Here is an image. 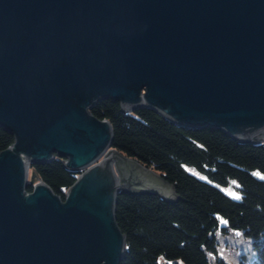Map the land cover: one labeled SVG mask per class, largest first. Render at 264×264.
I'll list each match as a JSON object with an SVG mask.
<instances>
[{
    "label": "water",
    "instance_id": "95a60500",
    "mask_svg": "<svg viewBox=\"0 0 264 264\" xmlns=\"http://www.w3.org/2000/svg\"><path fill=\"white\" fill-rule=\"evenodd\" d=\"M103 99L264 142V0H0V264H121L118 196L175 200L113 148ZM55 158L64 198L31 175Z\"/></svg>",
    "mask_w": 264,
    "mask_h": 264
},
{
    "label": "trees",
    "instance_id": "16d2710c",
    "mask_svg": "<svg viewBox=\"0 0 264 264\" xmlns=\"http://www.w3.org/2000/svg\"><path fill=\"white\" fill-rule=\"evenodd\" d=\"M90 112L111 123L115 150L158 173L176 194L173 201L151 193L118 196L117 222L127 239L121 264H209L218 257V233L232 230L251 245L250 264H264V142L180 127L150 108L126 112L112 99ZM14 141L0 127V152ZM63 161L32 165L31 174L64 198L77 173Z\"/></svg>",
    "mask_w": 264,
    "mask_h": 264
},
{
    "label": "rangeland",
    "instance_id": "374dc122",
    "mask_svg": "<svg viewBox=\"0 0 264 264\" xmlns=\"http://www.w3.org/2000/svg\"><path fill=\"white\" fill-rule=\"evenodd\" d=\"M38 180L39 178L36 177L35 182ZM226 192L231 196L237 195L230 188L226 189ZM218 242V257H211L209 264H242V260L244 264L251 263L253 257L251 245L246 242L241 232L232 230L230 234L218 233Z\"/></svg>",
    "mask_w": 264,
    "mask_h": 264
}]
</instances>
